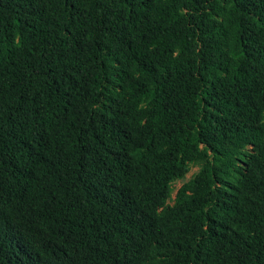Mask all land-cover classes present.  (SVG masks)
Returning a JSON list of instances; mask_svg holds the SVG:
<instances>
[{
  "label": "trees",
  "instance_id": "1",
  "mask_svg": "<svg viewBox=\"0 0 264 264\" xmlns=\"http://www.w3.org/2000/svg\"><path fill=\"white\" fill-rule=\"evenodd\" d=\"M0 264H264V0H0Z\"/></svg>",
  "mask_w": 264,
  "mask_h": 264
},
{
  "label": "rangeland",
  "instance_id": "2",
  "mask_svg": "<svg viewBox=\"0 0 264 264\" xmlns=\"http://www.w3.org/2000/svg\"><path fill=\"white\" fill-rule=\"evenodd\" d=\"M197 170V167L195 166H192L190 168V170L187 172V174L185 175V178L183 180H177V181H174L172 183V187H173V196H174V193L176 191V189L186 180H188L194 173L195 171Z\"/></svg>",
  "mask_w": 264,
  "mask_h": 264
}]
</instances>
